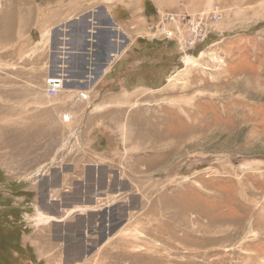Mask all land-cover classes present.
<instances>
[{
  "label": "rangeland",
  "instance_id": "obj_1",
  "mask_svg": "<svg viewBox=\"0 0 264 264\" xmlns=\"http://www.w3.org/2000/svg\"><path fill=\"white\" fill-rule=\"evenodd\" d=\"M102 8L121 56L78 100L96 75L82 65L76 79L67 56L97 53ZM160 23L209 33L184 52ZM174 101L206 130L186 133ZM44 104L45 137L0 138L12 155L0 149V197L12 193L39 264H264V0H0V116L22 130Z\"/></svg>",
  "mask_w": 264,
  "mask_h": 264
},
{
  "label": "crops",
  "instance_id": "obj_2",
  "mask_svg": "<svg viewBox=\"0 0 264 264\" xmlns=\"http://www.w3.org/2000/svg\"><path fill=\"white\" fill-rule=\"evenodd\" d=\"M102 9H104V11H102L101 13L99 12V13L102 14L103 16L105 15V17H107L109 21V26L111 25L112 26H111V29H105L106 31L105 30L102 31L104 35H102L101 40L100 38H98L99 41H94L92 43V48L94 51H96V47L98 46L97 53H91L90 50H88L82 53H77L71 56H67V59L69 58L68 60V68H69L68 70L69 71L68 72L74 74L75 77H77L76 79H79V80L82 79L81 73H84L83 69L82 70L80 69L82 65H90L91 67H90L89 73L96 75L94 81H91L90 83H86L82 87L75 86V88H72V89H77V90L87 93L88 97H89L91 90L97 89L99 87H103L104 85L105 86L108 85L107 83L108 76L110 74H113V71L115 70V67H116L115 64L117 62V59L118 57L121 56V52L120 53L118 52V54H115V53L110 54V52L113 51L110 49V47L114 48V45L117 44V39H116L117 36L115 34L113 35V33H116L114 26L116 25L117 27V25H119V23L116 22L117 17L112 12H110L108 8H102ZM16 22H17L16 33L17 35H19L20 33L19 32V20H17ZM18 37L16 41L19 42ZM64 42H65V45H67L65 38L60 39V43L63 44ZM17 44H18L17 49L19 50L20 44L19 43ZM59 48L61 49L62 45H60ZM105 78L107 79L105 80ZM41 106H43L41 109L42 110L41 113L43 117H39L37 120L35 119L34 121H32L31 126H30V121H26L24 123V126L22 127V130L18 129L19 121L13 120L11 124L9 123L5 124V122L3 121L5 116L2 113V116H0L2 118V119L0 118L1 119L0 120V138L5 137V136L6 137L11 136L14 133L19 134L18 138H20V136L28 138V139H36V137H45V135L40 136V134L37 133L36 127L41 125L42 124L41 122L45 123L47 118H49L50 120L52 109H51V106L46 105V104L41 105ZM11 112L14 113V111H11ZM71 117L74 118L76 117V115L75 116L71 115ZM77 119H78V116H77ZM77 119H74V121L77 122ZM32 142L34 143L33 140ZM3 143H4L3 141L0 142V149L5 153L7 151L10 152L9 147H6V145L1 146V144ZM72 149H75V148L72 147ZM6 154H8L7 156H9V158L12 159L11 154L9 153H6ZM2 182L3 181L0 182L1 183L0 188H3V186L1 185H4V183ZM0 193H3V192H0ZM7 196H11L12 198L13 195L11 193ZM7 196L0 197V199H2V201L0 202V232L2 230V233L8 234L10 236L9 243H13V244L8 245L7 248L5 245L0 244V247L2 248V250H5V253L2 252V254H0V264H39L40 260H38V257L36 256L32 245H30L29 243H25L23 240L24 235H26V233L28 232L27 231L28 224L24 222V216L20 214L21 212H19V210L16 207L12 206L11 203L7 202V200H12L11 198L10 199L7 198ZM51 217L54 218L53 216ZM62 221L63 219H60L56 222L60 223ZM65 222H67V220Z\"/></svg>",
  "mask_w": 264,
  "mask_h": 264
},
{
  "label": "built area",
  "instance_id": "obj_3",
  "mask_svg": "<svg viewBox=\"0 0 264 264\" xmlns=\"http://www.w3.org/2000/svg\"><path fill=\"white\" fill-rule=\"evenodd\" d=\"M214 16L216 18H219L220 19L221 14L220 13L219 14L217 13ZM173 20H176V19H170V22H172ZM200 20H201L200 18H199V20H196V19L192 20L191 26L193 27L192 28V31L193 32H196L197 31L195 24L197 25L196 22L197 21H200ZM160 24H161V26L160 25H157L156 27H154V30L155 29L156 30H159L163 34L164 39H167L169 41L171 40L173 43L176 42V41H174L176 39L177 40L176 43L178 44V46H180L182 49H185V50H183L184 52L187 50L188 47H191V46L194 47L196 44H197V46L200 45V44H202L204 42L206 36L209 33V30H206L204 28V30L202 29V32L203 33H201L199 36H194V34L191 36V34H189V33L187 34V30H186L185 38L179 39L175 35L176 32H172L171 30H169L168 32H166L168 29L165 28L162 25V23H160ZM184 30H185V28H184ZM189 36H191V37L188 38ZM185 39H187V40L185 41ZM63 82H64V80H63V77L61 75H55V76L48 77L45 80V92H46V94L48 96L57 95L61 91V89L63 87ZM87 98H88L87 93L82 92V91L78 92L77 99L85 100ZM62 119H63V121H69V117H67L66 114L62 117Z\"/></svg>",
  "mask_w": 264,
  "mask_h": 264
},
{
  "label": "bare ground",
  "instance_id": "obj_4",
  "mask_svg": "<svg viewBox=\"0 0 264 264\" xmlns=\"http://www.w3.org/2000/svg\"><path fill=\"white\" fill-rule=\"evenodd\" d=\"M173 104H177V106H175V108L173 107V110H171V113L174 112L175 120L176 119L178 120V123L181 125V127H183L185 129L186 133L190 134V133L201 132V131H205L206 130L205 128L207 127V125H206L205 120L202 119V118H200L198 120V117H197V116H199L198 114L201 111H198L199 109L197 110L195 108L194 104H192V103L189 104L188 103L187 104L188 106H185V107H181L180 103H178L177 101H174ZM196 110L199 113L196 112ZM66 115H67V117H69V120H70V114L66 113Z\"/></svg>",
  "mask_w": 264,
  "mask_h": 264
}]
</instances>
